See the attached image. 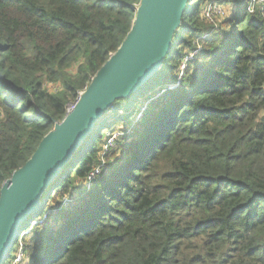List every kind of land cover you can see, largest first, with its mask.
Returning <instances> with one entry per match:
<instances>
[{
    "label": "trees",
    "instance_id": "trees-1",
    "mask_svg": "<svg viewBox=\"0 0 264 264\" xmlns=\"http://www.w3.org/2000/svg\"><path fill=\"white\" fill-rule=\"evenodd\" d=\"M208 1L188 5L162 71L100 119L4 264L21 247L19 264H264V6L229 0L233 14L208 24ZM140 4L0 0V190Z\"/></svg>",
    "mask_w": 264,
    "mask_h": 264
},
{
    "label": "water",
    "instance_id": "water-1",
    "mask_svg": "<svg viewBox=\"0 0 264 264\" xmlns=\"http://www.w3.org/2000/svg\"><path fill=\"white\" fill-rule=\"evenodd\" d=\"M193 0H141L128 37L81 94L75 107L40 142L0 190V264L41 207L42 197L115 102L131 98L163 69Z\"/></svg>",
    "mask_w": 264,
    "mask_h": 264
},
{
    "label": "built area",
    "instance_id": "built-area-1",
    "mask_svg": "<svg viewBox=\"0 0 264 264\" xmlns=\"http://www.w3.org/2000/svg\"><path fill=\"white\" fill-rule=\"evenodd\" d=\"M258 5L264 6V0H248L247 3V11L248 13H254L256 7ZM233 7L229 3V0H210L208 1L201 9H200V16L201 18L208 24H214L217 21L229 18L233 13ZM208 35H205L203 38H207ZM201 50V47L198 50L191 54L190 58L186 59L187 61H191L194 59L197 52ZM53 90V88H51ZM99 174V170H96L94 174H92L91 178H93ZM23 259V251L22 247L11 264H19Z\"/></svg>",
    "mask_w": 264,
    "mask_h": 264
},
{
    "label": "rangeland",
    "instance_id": "rangeland-1",
    "mask_svg": "<svg viewBox=\"0 0 264 264\" xmlns=\"http://www.w3.org/2000/svg\"><path fill=\"white\" fill-rule=\"evenodd\" d=\"M193 54V53H192ZM190 56H191V54H188L187 56H186V59L187 58H190ZM186 59H185V61H186ZM185 66H186V63H182V64H180V70H182V69H185ZM181 75V74H180ZM49 88H50V86H49ZM119 102V101H118ZM114 107V106H113ZM74 108V107H73ZM72 107H70V109H69V111H71L72 109H73ZM112 110H113V108L109 111L110 112V114L112 115L113 113H112ZM107 113V112H106ZM105 115V114H104ZM104 117V116H103ZM102 117V118H103ZM118 134H119V132H118ZM118 134H115L116 136L118 135Z\"/></svg>",
    "mask_w": 264,
    "mask_h": 264
},
{
    "label": "bare ground",
    "instance_id": "bare-ground-1",
    "mask_svg": "<svg viewBox=\"0 0 264 264\" xmlns=\"http://www.w3.org/2000/svg\"><path fill=\"white\" fill-rule=\"evenodd\" d=\"M80 99H81V98H80ZM79 101H80V100H79ZM79 101H78V102H79ZM74 107H75V106H74ZM71 111H72V110H71Z\"/></svg>",
    "mask_w": 264,
    "mask_h": 264
}]
</instances>
